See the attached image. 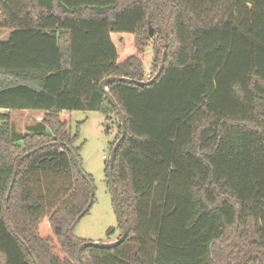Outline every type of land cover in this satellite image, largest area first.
Wrapping results in <instances>:
<instances>
[{"label":"trees","instance_id":"trees-1","mask_svg":"<svg viewBox=\"0 0 264 264\" xmlns=\"http://www.w3.org/2000/svg\"><path fill=\"white\" fill-rule=\"evenodd\" d=\"M156 4L163 72L107 86L126 117L113 177L129 235L84 259L264 264V0ZM3 30L0 264H82L74 229L95 196L72 155L82 168L73 113L106 115L114 148L123 128L100 83L151 81L161 60L147 79V51L163 56L164 36L151 0H0ZM23 110L44 112L24 135L9 113Z\"/></svg>","mask_w":264,"mask_h":264},{"label":"rangeland","instance_id":"rangeland-1","mask_svg":"<svg viewBox=\"0 0 264 264\" xmlns=\"http://www.w3.org/2000/svg\"><path fill=\"white\" fill-rule=\"evenodd\" d=\"M0 37L6 39L7 36L0 33ZM154 58L155 53L151 46L145 59V68L149 72L152 69ZM159 59H162V55H159ZM12 117L16 124L24 116L19 111H13ZM72 120L74 132L77 131L79 125V141L76 147H82L80 153L82 170L93 179L95 194V204L89 214L76 225L74 234L86 243H110L118 240L121 235L119 230L111 237L108 235V231L113 228L117 229L119 224L106 173L117 127L115 123L110 124L107 116L101 113L74 112Z\"/></svg>","mask_w":264,"mask_h":264},{"label":"water","instance_id":"water-1","mask_svg":"<svg viewBox=\"0 0 264 264\" xmlns=\"http://www.w3.org/2000/svg\"><path fill=\"white\" fill-rule=\"evenodd\" d=\"M151 1H152L153 9H154V13H155V18H156L158 29L162 32V34L164 36V41H165V50H164V53H163V56H162V59H161L159 72L155 75V77L151 81L146 82V83L145 82H138V81L131 80V79H126V78H116V77L107 78V79L103 80L100 83L101 89L106 93L107 100L109 101V103L113 107H115L118 110V115H119V118L121 120V125H122V128H123L122 136L116 142V144H115V146H114V148L112 150V153H111V156H110V162H109L110 166H111L110 167V175H111V182H112V200H113V203H114V209H115V213L117 215L118 223L122 227V236L118 240H115L113 242L106 243V244L98 243V242L97 243H84L80 247L79 252H78V257H79V260L81 261L82 264H87V262L85 261L84 256H83V251L85 249H87L89 247H95V248H99V249H113L115 247H118L122 243H124L125 240L127 239L128 235H129L128 226L126 225V223L124 221L122 209H121L120 203L118 201L117 188L115 186V179L113 177V167H114L115 160H116V154H117V152H118V150H119V148L121 146V143L126 138V117H125L123 111L121 110L120 106L116 102V100L109 93V91L107 89V86L110 83H115V82H127V83H130V84H136L138 86L149 85V84L154 83L155 80L157 78H159V76L163 72L164 67H165V57H166V53H167V49H168V34H167L164 26L162 25V22H161V19H160V16H159V12H158V8H157V4H156V0H151ZM150 34H151V36L154 35V30H153L152 27H150ZM158 57H159V53H156L155 61L158 60ZM28 155H30V154H28ZM72 155H73L75 164H76V166L78 168V171L85 177L86 175L84 174L82 168L79 166L78 160H77V158H76V156H75V154L73 152H72ZM94 196H95L94 189H93V187H91V198L93 199ZM92 205H93L92 203L89 204L87 209L80 216V219L82 217H84V215L91 209Z\"/></svg>","mask_w":264,"mask_h":264},{"label":"crops","instance_id":"crops-1","mask_svg":"<svg viewBox=\"0 0 264 264\" xmlns=\"http://www.w3.org/2000/svg\"><path fill=\"white\" fill-rule=\"evenodd\" d=\"M0 33H4L7 36L6 39L0 37V39L3 41L8 40L10 35H11V31H8V30H3ZM149 73L150 72L147 71V75ZM19 112L21 114H23L25 119H24V117H22L21 120L18 121L16 124L13 122V117H12L13 111H10L9 113L11 116V124H12L13 128L17 131V133L22 134V135L29 133L33 129V127H35L37 124H39V122L37 121L38 118L44 117V112H41V111L23 110V111H19ZM29 118H30V120H29ZM20 144H22V143L20 142Z\"/></svg>","mask_w":264,"mask_h":264},{"label":"built area","instance_id":"built-area-1","mask_svg":"<svg viewBox=\"0 0 264 264\" xmlns=\"http://www.w3.org/2000/svg\"><path fill=\"white\" fill-rule=\"evenodd\" d=\"M147 78H148V79L151 78V74H150V73L147 75ZM37 121H38V122H41L42 119H41V118H38ZM105 159L107 160V158H105Z\"/></svg>","mask_w":264,"mask_h":264}]
</instances>
